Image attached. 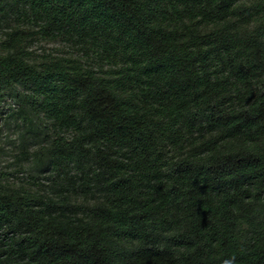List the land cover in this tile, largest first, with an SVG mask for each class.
<instances>
[{
  "label": "trees",
  "instance_id": "1",
  "mask_svg": "<svg viewBox=\"0 0 264 264\" xmlns=\"http://www.w3.org/2000/svg\"><path fill=\"white\" fill-rule=\"evenodd\" d=\"M0 33V264H264V0H0Z\"/></svg>",
  "mask_w": 264,
  "mask_h": 264
},
{
  "label": "rangeland",
  "instance_id": "2",
  "mask_svg": "<svg viewBox=\"0 0 264 264\" xmlns=\"http://www.w3.org/2000/svg\"><path fill=\"white\" fill-rule=\"evenodd\" d=\"M1 38V33H0ZM47 48L54 47L53 44H45ZM13 103L10 101L0 107V173L13 172L15 168L18 148V128L14 125L6 124L5 118L11 110Z\"/></svg>",
  "mask_w": 264,
  "mask_h": 264
}]
</instances>
